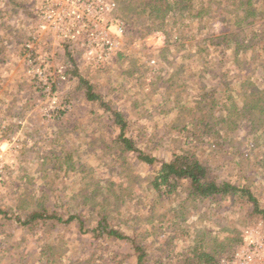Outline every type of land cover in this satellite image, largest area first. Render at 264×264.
I'll list each match as a JSON object with an SVG mask.
<instances>
[{
    "label": "rangeland",
    "instance_id": "1",
    "mask_svg": "<svg viewBox=\"0 0 264 264\" xmlns=\"http://www.w3.org/2000/svg\"><path fill=\"white\" fill-rule=\"evenodd\" d=\"M114 1L118 5L117 16L120 9L126 15V0ZM38 4L39 0H0V210L8 213L6 217L10 218L6 220L0 213V264H76L78 259H81V263L86 262L93 255H97L98 259L93 257L90 264H113L110 262L113 249L110 248L114 245L109 251L98 249L99 242L93 240L89 232L82 233L76 222L66 227H38L34 230L19 226L14 219L24 215L42 197L47 198L45 205L48 209L58 207L64 217L66 209H72L79 203L82 208L80 218L86 221V230L92 228L91 220H88L90 215L96 216L101 209L113 215L118 226V205L121 202L124 206L121 214L132 207L135 213L133 218H136L134 221L140 225L136 230L140 235L148 234L152 238L151 245H146L151 255L162 256L168 247L181 254L193 240V232L189 233V238H185L183 232L185 226L191 224L192 214L188 215V221H180L175 211L178 212L181 207L174 201L175 197L159 200L151 187H141L152 175L151 165L133 160L130 155L123 156L127 158L129 166L120 165L118 151L112 150L118 132L105 121L106 116L104 119L100 117L102 108L89 103L84 92L76 90L74 79L54 87L56 98L42 96L36 82L28 74L23 44L38 37L39 42L34 44L36 63L44 74L53 78L60 67L71 73L77 65V73L90 82L93 91L103 96L110 107L122 111L126 116L129 123L127 135L130 138L137 136L134 139L139 149L152 153L159 160H169L174 151L170 143L174 144L173 140L181 137L175 127L178 131L184 119L175 121L177 116L163 100L160 78L180 87V84L189 82L188 76L192 77L188 84L189 99L187 96L185 100L189 111L195 110L197 102L193 96L200 85L207 88L212 86L222 92L224 88L220 84V73L224 72L232 81V76L236 74L233 71L238 68L232 64L230 53L225 56L220 53L222 45L213 48L209 42H201L206 41L207 37L224 34L225 30L217 20L212 21L202 36L191 23L182 30L181 35L174 32L168 42L161 33L143 36L146 26L141 28V18L129 16L127 18L131 24H125L126 35L120 51L105 68L99 69L80 65L79 60L73 59L66 48L58 46L47 31L39 28L36 15ZM253 27L254 30L264 29V21L257 20ZM238 38L242 39L244 35L239 33ZM214 41L216 43V39ZM202 47L210 49V56L198 51L204 49ZM244 57L241 56L240 60H244ZM149 59L155 63L147 64ZM179 69H183V72L179 73ZM232 82H236V79ZM157 87L159 90L155 91ZM234 90L235 87H232L231 96ZM69 93L70 102L65 104L64 95ZM58 110H63L64 115L57 120L54 118ZM235 136L243 149H254L255 154L236 167L224 161L225 166L218 171L232 176L241 184L247 183L256 192L260 206L264 207L263 151L254 142L256 137L247 130L243 129ZM68 157L70 165L64 161ZM134 176L141 182L133 184L132 198L128 200L125 196H118L131 188L121 185L125 177ZM94 189L100 192L93 193ZM146 189L148 192H143ZM97 193L100 195L93 199ZM77 194L78 197L70 199ZM90 195L92 203L88 202L87 206L82 201L84 196ZM118 197L128 201L118 202ZM172 201L174 204H171ZM23 202L27 205H23ZM218 205L219 208L209 212L204 220H198L194 228L201 233L208 229L213 234L211 238L217 239L219 235L216 242L211 240L212 246L218 247L222 240L218 219L223 217H226L224 227L232 225L242 234V243L234 253L245 249L250 240L257 241L264 237L260 222L242 216L238 210L234 214L228 213L225 203ZM149 208L155 215L154 220H150L153 226L146 222ZM127 215L126 223L132 224V213ZM162 221H165V226L158 227L159 230L155 229L154 233L153 228ZM141 224L144 227L141 228ZM147 225L152 228H146ZM159 231L164 232L166 239ZM105 244L110 245V242ZM116 251L118 253V247ZM120 251L125 259L114 264H135V258L130 256L125 245ZM234 253L227 258L222 250L217 252V258L220 262L231 264ZM249 264L264 263L258 261Z\"/></svg>",
    "mask_w": 264,
    "mask_h": 264
},
{
    "label": "trees",
    "instance_id": "2",
    "mask_svg": "<svg viewBox=\"0 0 264 264\" xmlns=\"http://www.w3.org/2000/svg\"><path fill=\"white\" fill-rule=\"evenodd\" d=\"M123 2L125 3V1ZM126 2L127 13L125 14L127 16L124 15V12L122 13L121 9L118 10V17L124 19L125 24L126 22L128 25L131 24H129V16H139L142 21L141 28L146 26L143 36L161 33L168 42L171 41L174 32L181 35L182 30L191 23L194 24L196 31L204 36L212 21L217 20L225 33L222 32L224 34L217 37H207L206 41L203 40L201 44L209 42V46L213 48L222 45L220 53L224 56L226 53L227 55L230 53L232 64L238 68L237 71H233L237 75L232 76L236 82H232L233 79L231 81L224 72L220 73V84L224 88L222 92L212 86L208 89L205 85H200L196 90L197 93L193 96L197 102L194 111H189L185 101L187 96L189 99L188 86L191 76H188L189 82H186L185 85L184 83L180 84V87L160 78L161 89L164 91L163 100L170 105L169 109L174 112L173 115L177 116L175 121L184 119V123L179 125L178 131L175 127L176 132L183 139L175 138L174 144L170 143L174 146V151L169 160H159L152 153L139 149L135 141L137 136H134V139L133 136L130 138L127 135L126 129H128L129 123L126 116L122 111L110 107L103 96L93 91L90 82L77 73L76 65L73 67V72L68 71L67 73L69 81L75 80L76 90L84 92L89 103L98 104L102 108L100 117L104 119L106 116L105 121L118 132L112 150L118 151L120 165L122 167L129 166L127 158L123 157L126 155H130L131 159L145 165H151L153 167L152 175L148 182L144 183L145 185L142 184L141 187H151L153 194L155 193L159 200L163 197H175L174 201H177V205L181 207V210L175 211L178 213L180 221H188V215L192 214L191 224L186 225L183 232L185 238H189V233L193 232V240H190L181 254L171 251L168 247L162 256L151 255L146 245H151L152 238H149L148 234L141 233L140 235L136 230L140 225L134 221L136 218H133L135 213L132 212V207L126 213L121 214L124 206L120 202L123 201L120 197H118V202H120L118 205V226L114 221V216L101 209L99 213H96V216L90 215L88 220H91L92 228L86 230L87 223L81 221L80 218L82 208L79 203L72 209H66V217H64L59 213L58 207L54 210L48 209L45 205L47 198L43 197L40 198V201L35 202L34 207L25 211L24 215L16 217L14 220L22 228L30 230L38 227H66L71 222H76L82 233L89 232L93 240L99 242L98 249L109 251L113 245L116 247L110 248L113 249V256L110 258V262L113 264L125 259V255L120 251L122 245H125L130 256L135 258V264H221L222 261L220 262L219 257L217 258V252L224 250L227 254L226 257L230 258L241 245L242 234L232 225L224 227L226 217L220 218L218 222L221 226L219 227L222 232L220 235L222 240L218 247H214L211 243L216 242L219 235L217 239L216 237L211 238L213 234L208 229L202 233L194 229L198 220H204L209 212L219 208V203H225L228 213L234 214L238 210L242 216L260 222L264 229V207L260 206L256 192H253L247 183L242 182L241 184L232 176L218 171L219 168L225 166L224 161H229V165L236 167L244 159L248 161L254 156V149H243L238 137L235 136L243 129L256 137L257 140L254 142L260 146L257 145L263 151L262 157H264V29L254 30L255 27H253L257 20L264 21V0H126ZM120 5L124 4L120 3ZM137 6L138 8H136ZM139 27L135 29V32ZM235 28L237 32H233ZM239 33H242L244 38L239 39ZM215 39L218 46H216ZM198 51L207 53L205 56H210L208 47ZM241 56H245L242 61L240 60ZM178 72L182 73L183 69H179ZM57 84L59 87L61 83ZM232 87H235L233 96L230 94ZM157 90L159 87L155 89V91ZM69 95L70 93L64 95L65 104L70 102L71 95ZM55 114L58 115L54 119L58 120L60 116L64 115V111L58 110ZM64 161L70 165L69 157ZM140 182V179L135 176L125 177V181L121 185L124 188L130 186L131 188L123 191V195L118 196H125L129 200L134 194L132 192L133 184ZM90 190L92 192V189ZM96 192L99 193L100 190L94 189L93 193ZM143 192H148V189ZM98 193L94 195L93 199ZM92 195L84 196L83 204L88 206V202L92 203ZM76 197L78 194L73 195L70 199ZM174 201L171 204H174ZM24 204L27 205L26 202H23ZM149 211L150 213L146 216L147 223H150L155 217L151 208ZM129 212L132 213L130 218L132 224L126 223ZM138 212L140 211L138 210ZM221 212L224 213L222 210ZM0 213L4 218L8 214L1 210ZM5 219L10 220L7 217ZM164 222L162 221L159 226L153 228L154 233H156L155 229L159 230L158 227L165 226ZM150 225L153 226L152 223ZM151 226L147 225L146 228L151 229ZM142 227L144 224H141ZM159 233L166 239L163 231H159ZM234 235L240 237L234 238ZM211 240L213 241L211 242ZM106 242H110V245L105 244ZM93 257L97 258V255L91 256L82 263L81 259H78L76 264H90Z\"/></svg>",
    "mask_w": 264,
    "mask_h": 264
},
{
    "label": "built area",
    "instance_id": "3",
    "mask_svg": "<svg viewBox=\"0 0 264 264\" xmlns=\"http://www.w3.org/2000/svg\"><path fill=\"white\" fill-rule=\"evenodd\" d=\"M117 8L114 0H39L36 15L39 28L47 31L58 46L66 48L80 65L100 69L105 68L120 51L126 35L125 23L117 16ZM35 42H39L38 37L23 44L28 74L43 97L54 99L57 94L53 89L57 83L63 84L70 78L64 67L57 70L55 78L42 72L34 57ZM154 63V60L147 61L149 65ZM263 248L264 237L250 240L245 249L234 253L231 264L264 263ZM221 264L226 263L222 261Z\"/></svg>",
    "mask_w": 264,
    "mask_h": 264
}]
</instances>
